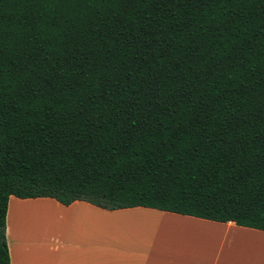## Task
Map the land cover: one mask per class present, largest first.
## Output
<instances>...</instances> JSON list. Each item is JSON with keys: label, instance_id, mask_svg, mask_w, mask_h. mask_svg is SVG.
<instances>
[{"label": "trees", "instance_id": "1", "mask_svg": "<svg viewBox=\"0 0 264 264\" xmlns=\"http://www.w3.org/2000/svg\"><path fill=\"white\" fill-rule=\"evenodd\" d=\"M10 195L264 230V0H0Z\"/></svg>", "mask_w": 264, "mask_h": 264}, {"label": "crops", "instance_id": "2", "mask_svg": "<svg viewBox=\"0 0 264 264\" xmlns=\"http://www.w3.org/2000/svg\"><path fill=\"white\" fill-rule=\"evenodd\" d=\"M4 231L10 264H264L262 229L144 206L10 195Z\"/></svg>", "mask_w": 264, "mask_h": 264}, {"label": "water", "instance_id": "3", "mask_svg": "<svg viewBox=\"0 0 264 264\" xmlns=\"http://www.w3.org/2000/svg\"><path fill=\"white\" fill-rule=\"evenodd\" d=\"M3 233H4V229L1 228V229H0V240H2V238H3Z\"/></svg>", "mask_w": 264, "mask_h": 264}, {"label": "rangeland", "instance_id": "4", "mask_svg": "<svg viewBox=\"0 0 264 264\" xmlns=\"http://www.w3.org/2000/svg\"><path fill=\"white\" fill-rule=\"evenodd\" d=\"M153 221H154V224H155V225L159 224V222H160V221H159L158 219H156V218H154Z\"/></svg>", "mask_w": 264, "mask_h": 264}]
</instances>
